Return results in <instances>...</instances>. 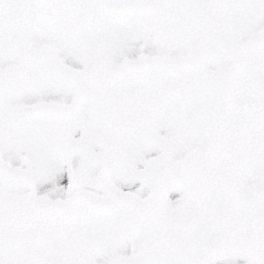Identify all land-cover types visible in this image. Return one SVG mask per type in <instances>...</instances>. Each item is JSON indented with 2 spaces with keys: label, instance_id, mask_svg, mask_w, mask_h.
Wrapping results in <instances>:
<instances>
[{
  "label": "snow or ice",
  "instance_id": "6c2138e0",
  "mask_svg": "<svg viewBox=\"0 0 264 264\" xmlns=\"http://www.w3.org/2000/svg\"><path fill=\"white\" fill-rule=\"evenodd\" d=\"M0 264H264V0H0Z\"/></svg>",
  "mask_w": 264,
  "mask_h": 264
}]
</instances>
